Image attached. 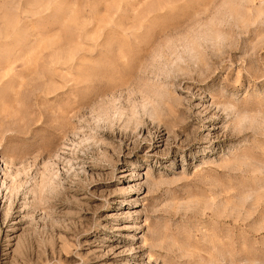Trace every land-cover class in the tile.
I'll use <instances>...</instances> for the list:
<instances>
[{"label": "rangeland", "instance_id": "1", "mask_svg": "<svg viewBox=\"0 0 264 264\" xmlns=\"http://www.w3.org/2000/svg\"><path fill=\"white\" fill-rule=\"evenodd\" d=\"M0 264H264V0H0Z\"/></svg>", "mask_w": 264, "mask_h": 264}]
</instances>
